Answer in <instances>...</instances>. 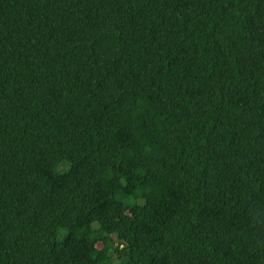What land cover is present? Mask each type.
Listing matches in <instances>:
<instances>
[{
	"label": "trees",
	"instance_id": "obj_1",
	"mask_svg": "<svg viewBox=\"0 0 264 264\" xmlns=\"http://www.w3.org/2000/svg\"><path fill=\"white\" fill-rule=\"evenodd\" d=\"M115 262L264 264V0H0V264Z\"/></svg>",
	"mask_w": 264,
	"mask_h": 264
},
{
	"label": "clouds",
	"instance_id": "obj_2",
	"mask_svg": "<svg viewBox=\"0 0 264 264\" xmlns=\"http://www.w3.org/2000/svg\"><path fill=\"white\" fill-rule=\"evenodd\" d=\"M68 167H69V162L68 161H61L55 168V171L59 174L61 169H63V171H68Z\"/></svg>",
	"mask_w": 264,
	"mask_h": 264
},
{
	"label": "rangeland",
	"instance_id": "obj_3",
	"mask_svg": "<svg viewBox=\"0 0 264 264\" xmlns=\"http://www.w3.org/2000/svg\"><path fill=\"white\" fill-rule=\"evenodd\" d=\"M63 173H65V171H63V169H61V171H60V173L59 174H63ZM127 201V200H126ZM95 229L96 228H98L97 226H95L94 227ZM66 231H60L59 233H58V236H57V238H58V241H61L62 239H63V237L66 235ZM114 264H118V262H115Z\"/></svg>",
	"mask_w": 264,
	"mask_h": 264
}]
</instances>
